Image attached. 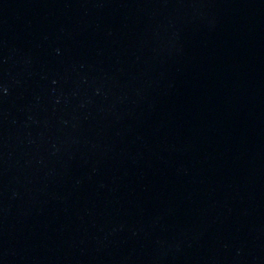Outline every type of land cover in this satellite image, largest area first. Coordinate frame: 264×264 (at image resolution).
I'll list each match as a JSON object with an SVG mask.
<instances>
[{
    "label": "water",
    "instance_id": "95a60500",
    "mask_svg": "<svg viewBox=\"0 0 264 264\" xmlns=\"http://www.w3.org/2000/svg\"><path fill=\"white\" fill-rule=\"evenodd\" d=\"M0 264H264V0H0Z\"/></svg>",
    "mask_w": 264,
    "mask_h": 264
}]
</instances>
